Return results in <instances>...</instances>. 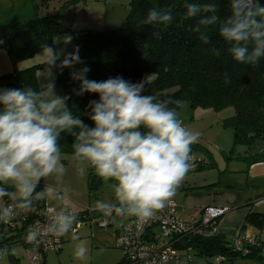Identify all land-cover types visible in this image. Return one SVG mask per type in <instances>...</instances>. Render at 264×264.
Returning <instances> with one entry per match:
<instances>
[{
  "label": "trees",
  "instance_id": "obj_1",
  "mask_svg": "<svg viewBox=\"0 0 264 264\" xmlns=\"http://www.w3.org/2000/svg\"><path fill=\"white\" fill-rule=\"evenodd\" d=\"M41 1L48 4L52 0ZM75 1L78 0L63 1L56 14H36L26 21L0 23V47L7 52L13 65L11 72L0 75V90L19 88L40 94L36 69L50 67L54 84L61 86L63 98L67 97L64 101L67 111L89 127H94L90 119L92 109L89 102L98 101L99 96L87 92L78 95L80 81L73 78V73L87 67L90 69L86 74L87 79L103 81L119 76L133 84L143 82L141 95L154 96L153 103L165 104L170 110L180 108L175 101L184 103L188 100L215 109L232 107L233 114L223 122V126L229 128L233 136L231 158L245 160L248 164L264 162V54L254 63L238 62L230 51L232 43L220 35L222 27L233 26L230 21H247L248 31L264 32V11H261L264 9V0H130L125 19L119 25L99 32H75L69 23L60 21V16H64L68 6ZM188 4L198 5L199 11L195 16L186 18ZM150 9L157 10L161 15L170 11L171 22L145 23ZM237 11L239 17L236 16ZM252 21H255V25ZM69 31H72L74 37V48L70 53L78 46L81 61L72 65V73L67 67H61L63 59L25 69L16 68L19 60L34 56L43 50L44 45L53 48L54 37ZM254 47L255 42L250 36L248 54H251ZM146 73L151 76L145 78ZM40 96L37 97V104L41 101ZM3 111L4 106L0 104V113ZM62 111L61 108L54 114L59 116ZM140 130L148 131L143 125ZM80 131L76 126L59 131L58 153L76 155L74 145L80 143L77 139ZM193 145H190L191 149ZM238 147H244L241 154L236 152ZM77 157L87 165V183L92 188L101 176L90 161ZM213 166L212 161L196 159L186 174ZM33 183L35 187L27 198L23 195L11 199L9 188L1 187L0 191L5 193L0 195L2 201L30 208L42 205L44 201L40 195L43 184L40 181ZM120 206L128 204L115 207ZM103 209L108 207L94 208ZM246 222L262 229L264 214L250 212ZM22 235L20 241L26 247L24 228L5 230L0 209V252L4 243L19 240ZM256 238L258 246L249 247L245 254L235 249L234 240L217 232L209 236L195 234L186 237L178 247H190L196 256L210 260L209 264L217 256H221L223 261L248 258L264 264V257L260 253L264 239L260 236ZM9 258L10 264H18L12 255ZM126 263L121 258L116 264Z\"/></svg>",
  "mask_w": 264,
  "mask_h": 264
},
{
  "label": "clouds",
  "instance_id": "obj_2",
  "mask_svg": "<svg viewBox=\"0 0 264 264\" xmlns=\"http://www.w3.org/2000/svg\"><path fill=\"white\" fill-rule=\"evenodd\" d=\"M187 8L186 18L199 11L196 4H188ZM239 15L237 11L236 16ZM171 20L170 11L161 15L150 9L145 23H170ZM230 23L233 26L222 27L220 35L232 43L230 51L236 61L254 63L264 54V39H261L264 32L248 31L247 21ZM251 23L255 25V21ZM250 36L255 47L248 54ZM71 39L66 36L65 43ZM43 52L50 54L48 63H55L57 55L51 46L44 45ZM80 62L77 46L61 61V67ZM88 71L85 67L73 73V78L80 81L78 95L87 92L99 96L98 101L89 102L94 127L67 111L64 104L67 97L37 104L38 96L52 94L53 84L48 85L46 93L40 94L19 88L0 90V104L4 106L0 113V181L19 182L20 191L27 198L35 187L32 181L38 182L57 168L59 131L76 126L81 129L77 135L80 143L74 145L76 155L90 161L105 180L118 181L117 198L130 206V214L147 220L164 207L189 171L190 145L197 140V135L181 126L174 110L167 109L165 104L153 103L154 96L141 95L143 82L133 84L119 76L96 81L86 78ZM175 103L182 106L183 101ZM61 108V114L55 115ZM141 125L148 131L142 132ZM4 194L0 191V195ZM62 228L67 230L63 223ZM83 253L81 248L76 255L81 257Z\"/></svg>",
  "mask_w": 264,
  "mask_h": 264
},
{
  "label": "rangeland",
  "instance_id": "obj_3",
  "mask_svg": "<svg viewBox=\"0 0 264 264\" xmlns=\"http://www.w3.org/2000/svg\"><path fill=\"white\" fill-rule=\"evenodd\" d=\"M65 0H52L49 6L41 9L39 16L56 14L60 2ZM130 0H78L70 4L60 21L69 23L72 31H104L119 25L129 11ZM67 16V17H66ZM72 31L58 34L54 37L53 51L57 59H64L74 48V37ZM59 36L60 43H59ZM66 36L72 37L70 43H65ZM56 41V44H55ZM50 55V54H48ZM48 55L43 50L34 56L19 60L17 69H25L31 66L48 63ZM72 73V66L67 67ZM150 74H144L147 78ZM36 77L41 93H46L49 84H53L51 95H41V101H50L55 97H61V86L54 84V75L50 67H39L36 69ZM176 118L181 126L192 135H197L191 153L203 156L207 161H212L220 168L233 162L230 149L233 142L232 132L223 126L225 118L233 114L232 107L215 109L213 107L193 104L185 101L180 108L175 110ZM244 147H238L237 153H242ZM59 162L56 170L47 176L41 177L39 181L43 184L41 200L52 207H65L72 211L81 208H110L125 204L116 196L118 181L114 178L105 180L100 177L94 186L89 188L87 183V165L76 155L58 153ZM216 163V164H215ZM214 167V166H213ZM205 171V170H203ZM190 174V173H188ZM205 174H215L214 171H206ZM187 176V175H185ZM35 182V181H32ZM9 188L11 199L21 197L19 182L15 180L0 181L1 187ZM60 192L62 198H58ZM3 201L0 196V209ZM19 240H13L3 244L0 252V264H10V255L18 260V264H29L26 248ZM84 249L83 256L76 255L79 249ZM192 253V252H191ZM122 258L121 249L115 246V238L111 227L90 228L83 227L77 235L67 236L59 252H47L44 264H116ZM127 264V263H126Z\"/></svg>",
  "mask_w": 264,
  "mask_h": 264
},
{
  "label": "built area",
  "instance_id": "obj_4",
  "mask_svg": "<svg viewBox=\"0 0 264 264\" xmlns=\"http://www.w3.org/2000/svg\"><path fill=\"white\" fill-rule=\"evenodd\" d=\"M196 159L189 152L187 162L190 168ZM57 196L62 198L60 192ZM258 203L260 200L254 202ZM129 207L103 210L81 208L79 211H72L62 206L52 207L45 202L30 208L8 201L3 202L1 219L7 231L17 227L24 228L29 264H42L47 252L59 251L67 236L77 235L85 226L92 229L111 227L115 246L121 249L122 258L128 264H165L170 260H178L181 252H191L190 247H178L184 238L195 234L209 236L216 232L217 219L227 211L226 207L207 206L202 209L198 220L186 222L178 216L176 204L171 200L165 201L164 207L153 212L147 220L130 214ZM62 223L67 227L66 231L63 230ZM234 246L245 254L249 247L258 246L257 238L239 236L234 240ZM260 253L264 257V245ZM221 261L223 258L217 256L212 264H219Z\"/></svg>",
  "mask_w": 264,
  "mask_h": 264
},
{
  "label": "crops",
  "instance_id": "obj_5",
  "mask_svg": "<svg viewBox=\"0 0 264 264\" xmlns=\"http://www.w3.org/2000/svg\"><path fill=\"white\" fill-rule=\"evenodd\" d=\"M48 4H43L41 0H0V23L26 21L39 15L40 10L48 7ZM60 37L57 38L59 43ZM12 69L9 55L0 47V75ZM196 158L207 161L203 156ZM206 171H214L215 174H205ZM186 175L175 194L168 199L176 204L178 216L182 220H198L202 209L207 206L226 207L227 211L215 225L217 233L231 241L242 235L264 239V228L258 229L246 222L250 212L264 214V162L248 164L245 160L234 159L222 168L214 165ZM256 200H260V203L254 204ZM191 252H181L178 260H170L165 264H209L210 260ZM219 264L259 263L248 258H238L224 260Z\"/></svg>",
  "mask_w": 264,
  "mask_h": 264
}]
</instances>
